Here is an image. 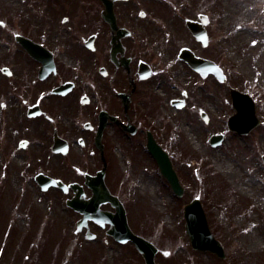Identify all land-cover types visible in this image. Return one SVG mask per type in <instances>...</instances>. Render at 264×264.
<instances>
[{
    "label": "rangeland",
    "instance_id": "374dc122",
    "mask_svg": "<svg viewBox=\"0 0 264 264\" xmlns=\"http://www.w3.org/2000/svg\"><path fill=\"white\" fill-rule=\"evenodd\" d=\"M263 1L157 0L154 12L144 20L146 41L137 48L138 59L148 61L155 73L137 85L132 111L169 153L184 193L179 197L171 191L141 134L129 137L115 125L104 134L105 182L122 201L131 229L158 248L156 264H264ZM25 3L0 0V264H144L131 242L119 243L106 233L107 224L89 222L94 239L85 237V229L77 232L81 215L65 204L71 192L42 191L34 182L39 171L65 183H82L84 172L95 173L102 162L92 146L93 137L75 129L88 119L94 122L96 101L110 111L119 104L117 100L112 104L104 90L87 92L88 105L79 102L80 94L62 99L50 95L40 102L50 116L44 132L29 130L32 120L25 115L29 101L25 98L23 106V96L11 88L13 81L1 73L4 66L14 67V34L25 31L32 20ZM199 14L206 16V46L184 30V18L199 21ZM183 46L216 62L226 81L211 75L202 78L181 64L177 52ZM73 55L70 51L66 57ZM81 80L78 87L83 89L86 83ZM161 81L162 94L157 91ZM230 87L249 93L255 101L261 123L246 135L227 128L226 118L234 112ZM181 98L182 107L171 104ZM53 129L67 138L66 155L51 152ZM213 133L223 134L215 147L208 143ZM86 134L89 141L79 145L78 137L87 139ZM21 139L28 140L27 147L18 146ZM194 197L202 202L209 227L224 248V259L190 246L183 205ZM101 207L112 210L109 204Z\"/></svg>",
    "mask_w": 264,
    "mask_h": 264
},
{
    "label": "flooded vegetation",
    "instance_id": "af4514ba",
    "mask_svg": "<svg viewBox=\"0 0 264 264\" xmlns=\"http://www.w3.org/2000/svg\"><path fill=\"white\" fill-rule=\"evenodd\" d=\"M156 1H29L32 20L27 22L25 31H21L29 42L28 49L15 42L11 55L14 67L8 69L10 81H13L11 88L23 96L24 105L25 98L29 101L25 114L32 106H37L30 111L36 110L39 114L28 118L32 120L29 130L44 132L48 116L40 102L60 84L72 85L64 96L55 95L60 99L78 94L80 98H86L87 92L99 90L107 92L105 97L109 98L112 94L118 96L128 91L130 82L138 85L154 75V67L138 59L137 48L146 41L144 20L148 13L154 12ZM60 22L68 26H59ZM38 45L49 52L42 51ZM62 46L67 47L63 49L64 54H61ZM70 47L72 50L68 49ZM70 51L74 55L68 59L66 54ZM141 62L146 63L150 70V76L145 80L139 78V70L142 73L144 69ZM50 64L53 66L49 67ZM45 72L46 76H42ZM79 78L86 83L83 89L78 87ZM89 102L88 98L87 105ZM111 112H116L117 116L124 115L122 121L133 124L134 133L138 130L143 132L142 127L131 120V113L133 117L139 116L136 110L132 111V98L128 109L117 107ZM88 131L94 137L96 128ZM41 144L44 146V140Z\"/></svg>",
    "mask_w": 264,
    "mask_h": 264
},
{
    "label": "water",
    "instance_id": "95a60500",
    "mask_svg": "<svg viewBox=\"0 0 264 264\" xmlns=\"http://www.w3.org/2000/svg\"><path fill=\"white\" fill-rule=\"evenodd\" d=\"M191 28L197 38L202 40V42H205L206 37L204 32L200 30L201 32L199 33L192 25ZM192 60L197 64L200 70L204 68L203 66L211 65V63L206 60L194 58ZM202 71L204 72L206 69L204 68ZM231 93L233 97V105L237 113L229 119V127L241 133H246L251 127L259 122L254 114L253 102L245 93H240L235 90H232ZM101 120L99 124L100 129L103 125V121ZM212 139V143L217 144L220 142L221 136L212 137ZM149 147L158 162L161 173L166 177L173 191L177 195H181L182 187L178 182V178L171 167L167 155L157 146ZM103 176L104 169L98 171L95 176L85 175V184L92 189V195L89 198H84V192L81 185L77 183L69 185L74 191V196L71 199H68L66 204L82 214V218L77 222V228L80 229L82 226L87 227V220L89 219L101 226L105 223H109L110 227L107 230L108 234L121 242L131 240L138 251L142 254L145 263L154 264L153 258L156 248L152 243L135 235L129 229L124 207L116 196L110 194L104 184ZM39 181L43 185V188L50 184L55 185L58 183L61 188L64 190L66 189V186L60 181H55L51 178L44 177L43 179H39ZM106 202H109L115 208L113 213L100 208V205ZM184 218L186 221V233L190 238L192 247L198 250L208 249L222 257V248L208 228L204 211L198 199H193L190 203L184 206ZM86 236L91 238L93 235L87 231Z\"/></svg>",
    "mask_w": 264,
    "mask_h": 264
},
{
    "label": "bare ground",
    "instance_id": "6f19581e",
    "mask_svg": "<svg viewBox=\"0 0 264 264\" xmlns=\"http://www.w3.org/2000/svg\"><path fill=\"white\" fill-rule=\"evenodd\" d=\"M228 12H230V10L228 8H226ZM224 20L227 21V15H224ZM238 37H241L242 36V33H239L237 35ZM158 92L160 93V91H162V85H159L158 88H157ZM162 94V93H160Z\"/></svg>",
    "mask_w": 264,
    "mask_h": 264
},
{
    "label": "snow or ice",
    "instance_id": "6c2138e0",
    "mask_svg": "<svg viewBox=\"0 0 264 264\" xmlns=\"http://www.w3.org/2000/svg\"><path fill=\"white\" fill-rule=\"evenodd\" d=\"M255 43V42H254Z\"/></svg>",
    "mask_w": 264,
    "mask_h": 264
}]
</instances>
